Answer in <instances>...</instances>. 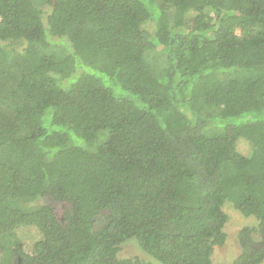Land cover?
Segmentation results:
<instances>
[{
    "label": "trees",
    "instance_id": "obj_1",
    "mask_svg": "<svg viewBox=\"0 0 264 264\" xmlns=\"http://www.w3.org/2000/svg\"><path fill=\"white\" fill-rule=\"evenodd\" d=\"M225 205L262 264L264 0H0V264H212Z\"/></svg>",
    "mask_w": 264,
    "mask_h": 264
},
{
    "label": "rangeland",
    "instance_id": "obj_2",
    "mask_svg": "<svg viewBox=\"0 0 264 264\" xmlns=\"http://www.w3.org/2000/svg\"><path fill=\"white\" fill-rule=\"evenodd\" d=\"M237 148L241 154L247 155L249 151V145L246 142L238 141ZM55 214L58 218L62 217V214L66 208V205L62 203H51ZM224 211L228 215V222L225 225L224 232L227 236L225 244L222 247L215 248L212 255V264H232V262L240 254V246L238 244L237 235L238 232L246 226H255L257 220L254 217H245L238 210L231 205H225ZM17 237L23 244V248L30 252L34 243L40 239L35 229H20L16 233ZM131 240L122 245L119 258H140L147 259V257L139 250L137 244ZM264 264V262L262 263Z\"/></svg>",
    "mask_w": 264,
    "mask_h": 264
}]
</instances>
